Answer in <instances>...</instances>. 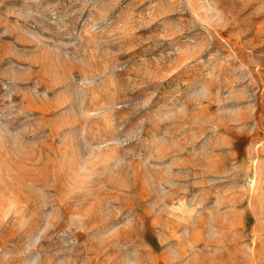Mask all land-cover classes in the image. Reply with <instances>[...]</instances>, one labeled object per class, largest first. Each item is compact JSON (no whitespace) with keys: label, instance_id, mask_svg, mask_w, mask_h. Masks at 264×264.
Masks as SVG:
<instances>
[{"label":"rangeland","instance_id":"rangeland-1","mask_svg":"<svg viewBox=\"0 0 264 264\" xmlns=\"http://www.w3.org/2000/svg\"><path fill=\"white\" fill-rule=\"evenodd\" d=\"M0 264H264V0H0Z\"/></svg>","mask_w":264,"mask_h":264}]
</instances>
